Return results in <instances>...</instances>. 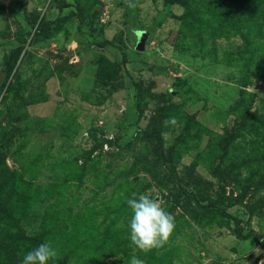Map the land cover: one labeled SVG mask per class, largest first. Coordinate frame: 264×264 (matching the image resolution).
<instances>
[{
	"label": "rangeland",
	"instance_id": "1",
	"mask_svg": "<svg viewBox=\"0 0 264 264\" xmlns=\"http://www.w3.org/2000/svg\"><path fill=\"white\" fill-rule=\"evenodd\" d=\"M139 195L175 218L147 253ZM41 243L48 264H264V0H0V264Z\"/></svg>",
	"mask_w": 264,
	"mask_h": 264
},
{
	"label": "clouds",
	"instance_id": "2",
	"mask_svg": "<svg viewBox=\"0 0 264 264\" xmlns=\"http://www.w3.org/2000/svg\"><path fill=\"white\" fill-rule=\"evenodd\" d=\"M170 124H175V118H170ZM131 216L129 220L130 246L147 253L163 247L169 240L175 228V218L167 212L162 203L149 195H139L126 201ZM57 257V250L48 243H41L27 252L22 264H48ZM130 264H144V261L133 255Z\"/></svg>",
	"mask_w": 264,
	"mask_h": 264
},
{
	"label": "trees",
	"instance_id": "3",
	"mask_svg": "<svg viewBox=\"0 0 264 264\" xmlns=\"http://www.w3.org/2000/svg\"><path fill=\"white\" fill-rule=\"evenodd\" d=\"M37 30H38V29H37ZM38 31H39V30H38ZM198 192H199L198 194H199L200 198L203 199L204 196H203L202 192H201L200 190H199ZM220 196H221V195H218L219 198H220ZM206 199H207V198H206ZM209 204H210V206L206 207V209H210L211 206H215V204H214V203H211L210 200H209ZM233 219H234V221H235L236 223L238 222V220H237L235 217H234ZM235 235L238 236V237L244 238V239H247V238H249L250 236H252L250 232H248V233H246V234H242V233L240 232L239 229H236V230H235Z\"/></svg>",
	"mask_w": 264,
	"mask_h": 264
}]
</instances>
